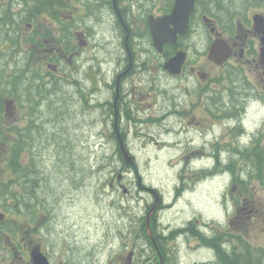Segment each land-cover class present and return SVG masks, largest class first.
I'll return each mask as SVG.
<instances>
[{"label": "flooded vegetation", "instance_id": "obj_1", "mask_svg": "<svg viewBox=\"0 0 264 264\" xmlns=\"http://www.w3.org/2000/svg\"><path fill=\"white\" fill-rule=\"evenodd\" d=\"M175 1L0 0V181L4 182L6 141L13 135L15 192L20 204L15 214L25 215L28 226L16 224V216L6 222L5 194L0 192V248L7 255H0V264H76L66 219L55 217L46 198L41 209L37 179L32 175L36 169L32 168L38 167L45 150L54 162L67 152V170L61 175L65 200L55 199L65 205L70 194L86 190L85 151L96 149L115 153L125 167L124 174L117 176L115 170L106 176L110 197L105 203L104 197L93 193L97 209L98 204L104 209L114 207L123 217L114 232L102 223L106 240L113 243H108L104 258L94 254L98 264H182L181 251L195 253V244L214 255L213 260L201 262L214 264L212 240L223 243L229 231L215 232L212 219L203 217L199 223L193 214L163 223L161 214L172 204L162 189L142 180L132 151L169 147L196 155L191 159L194 168L217 165L226 169L231 163L220 156L213 160V152L244 151L242 163L232 166L242 169L231 173V180L238 186L249 177L247 169L257 158L254 153L264 152V6L243 9L234 8L228 0H194L187 26L182 27L168 19ZM97 12L106 14L99 30L89 21ZM97 35H110V44ZM107 45L108 52L103 54L101 49ZM13 50L16 64L7 70L16 71L1 77ZM203 57L212 66L210 71L202 68ZM177 79L181 82L175 85ZM171 85L175 91H169ZM188 86L191 89L183 95ZM153 91L157 92L154 102L140 100L142 94ZM7 106L23 109L18 123L10 118L13 114ZM85 110L94 113L99 124L93 145L73 143V132L85 125ZM25 118L35 126L21 125ZM59 119H67L68 124L60 125ZM44 130L47 138L54 139L49 145L42 141ZM124 151L133 163L126 162ZM249 155L253 160L246 159ZM48 175L50 183L54 175ZM134 183L146 195L138 192L144 210L140 216L144 227L138 233H134V195L130 194ZM182 188L179 180L176 198ZM236 193L235 209L230 211L235 220L229 221L233 227L242 224L246 211L248 216L256 212L241 190ZM25 194L29 195L28 208ZM85 196L77 202L86 208ZM148 221L161 255L159 262L146 230ZM5 235L10 247L3 245ZM95 247L105 248V244ZM196 263L195 258L185 262Z\"/></svg>", "mask_w": 264, "mask_h": 264}, {"label": "rangeland", "instance_id": "obj_2", "mask_svg": "<svg viewBox=\"0 0 264 264\" xmlns=\"http://www.w3.org/2000/svg\"><path fill=\"white\" fill-rule=\"evenodd\" d=\"M228 2V4L234 6V8H242L241 5L244 4L245 6L243 9H249L251 7L260 5L255 0H228ZM105 16V13L97 12L91 19H89V21H91L96 26V29L99 30V28L104 25ZM86 20H88V18H86ZM97 36L100 39L106 37L108 40L104 41H107V44H110V35ZM106 47L107 49L109 48L107 45L105 47L103 46L101 49L103 54L108 52ZM194 51L195 50L192 52ZM85 53L87 54L89 52ZM201 63L204 70L210 71L212 66L208 64L206 57L201 58ZM104 78L107 79L106 76ZM136 78L137 76L134 77V80ZM180 82V79L175 80V85L180 84ZM175 85L169 86V91H175ZM188 89H191V87L188 86L186 90H182L181 87L183 95L188 92ZM68 91L71 92L70 89H68ZM142 91L146 92L145 89ZM174 94L182 96L181 92H174L173 95ZM156 96L157 92L153 91L149 95L142 94L140 96V100L147 98L148 101L154 102ZM100 98H103V95H100ZM51 101H53V104L59 105L58 102H55L52 99ZM134 103L135 101L133 97V104ZM73 105H76V103ZM8 110L11 112V114H13L10 118H12L14 122L18 123L17 117H23V109L15 108L13 110V108L10 106ZM40 116L41 118L38 119V123L42 122V115ZM83 116L86 119L85 125H81L77 132H73V143L82 142L86 145H93L94 141L96 140L95 133L99 127V124L96 122L94 113L90 112V110H85L83 112ZM79 119L82 120V117L80 116ZM72 121H76V119L73 118ZM61 123L68 124V120L59 119V124L61 125ZM20 124L29 127L35 126V123L32 125L30 124L28 118H25L24 121L20 122ZM81 130H83V133L80 132ZM47 135V131L45 132L44 130L41 136L43 138L42 141H46L49 145L51 142H54V139L47 138ZM13 140V135L9 136L6 141V147H8ZM156 147L157 149L152 147L136 149L132 151V154H134L136 157V163L138 164V174L141 176L142 180L146 183L152 184L158 189H162L166 194V198L168 197V203L172 204V206L167 208V210L161 214L163 223H166L165 221H171L174 223L178 219L185 218L186 215L189 216L190 214H193L197 215L199 223L202 222L203 217L212 219V227L214 228L215 232H220L222 230L229 231V233L239 232L250 244L264 246V163L258 169H255L257 166L248 168L247 175H249V177L243 180V183H239L238 188V186H236L231 180L233 177L231 173H234L235 170L240 171L242 167H235L232 171V166L234 164L242 163L243 153H245L244 151L222 153L213 152V160L217 156H220L222 160L229 161L231 163L230 169H226L217 165H208L204 168H194L191 166V159L194 160L196 155L187 154L185 151L179 153L177 150L169 147ZM61 148L65 150L64 147L61 146ZM86 151L87 159H94L96 157V160L99 164H103L105 162V166L102 169L104 173H98V171H96V165L89 166L91 165V162H86L87 169H89L87 170L88 173L85 172L84 174V180L87 182L86 190L84 189L79 191V193L75 196L74 194H70L71 199L69 201L67 200L65 205L60 204L55 199L65 200L64 193L66 188L61 175L67 170L65 169V163L69 159L67 152L60 153L56 158V162H54L48 156L47 150H45L38 167L32 168L36 169V172L32 175L34 181L37 179L36 182L38 185L36 187V191L37 196L39 199H41L39 201L41 209L42 199L44 200L46 198L49 203H52L53 205L51 209L54 210L55 217L66 219L68 228L70 229L72 248L75 251L73 255L78 259L76 264H87V262H89V264H93L95 261L98 264V261L94 258V254L101 253L103 256L102 258H104L108 253V243H113L112 240H106V235L102 230V223H104L108 229H111V232H114L119 228L118 224L122 225L123 217L113 210L114 207L112 209H104L102 205L98 204L99 209H97L93 205V193H97V195L104 197L102 198V203H105L106 199L110 197V194H106L108 193V188L104 184L105 177L110 172H114L116 169L119 170L121 162L119 158L113 159V156H111L112 152H106L99 149ZM176 152H178V155ZM38 159L39 156H37V160ZM108 161L111 163L114 162V167L112 170L107 165ZM204 163H208V160L204 161ZM178 169H180V174ZM124 171L125 167L124 165H121L120 173L124 174ZM2 172L3 171L0 170V174H2ZM48 173H52L54 175L50 183ZM179 180L183 181V191L176 198L174 191L176 190V183ZM30 181L31 180H28V182ZM139 189L137 184L134 183L132 185V192H130V194L133 193L132 195H134L132 201V214L134 219L144 214L143 199H140L138 192H140V195H146L142 189H140V191ZM13 190H15V187ZM238 190H241L244 193V196L249 201V205H253L256 209V212L248 216V212L246 211V213L243 215L242 224L238 227H233L229 224V221H234L235 219L231 217L230 211L235 207L233 204V199L235 196H237L236 192ZM82 195H86V208L82 206V203L77 202V199ZM25 196L29 200V195L25 194ZM74 197L76 199L75 201ZM165 201L167 202L166 199ZM10 202L11 200L8 199L7 204ZM240 205H242V201ZM62 207H64L63 210H61ZM8 221L9 218L6 212V222ZM14 221L16 224H22L25 228H28V226H26L27 219L25 215L21 214L18 217L16 216ZM143 227L144 226H142L141 229ZM57 228L58 232H60L61 228L59 227L58 223ZM151 229L152 227L150 221H148L146 223V230L148 232V230ZM5 239L6 241L3 243V245L10 247L8 244L10 238L5 235ZM101 243H103V245L105 244V248L96 249L95 246L100 245ZM230 244L234 245L235 242H231ZM195 246L197 247V251H195V253L186 254V252L183 250L181 251L180 262L185 264V262H189L190 259L195 258L197 259L196 264H209L210 262L208 261L204 263L201 261L213 260V253L204 249L200 250V246L197 244H195ZM187 248L190 249L188 245ZM105 249L106 252H103ZM192 250L194 251V248ZM0 255L7 257L3 249L0 250ZM84 258H87L88 260Z\"/></svg>", "mask_w": 264, "mask_h": 264}, {"label": "trees", "instance_id": "obj_3", "mask_svg": "<svg viewBox=\"0 0 264 264\" xmlns=\"http://www.w3.org/2000/svg\"><path fill=\"white\" fill-rule=\"evenodd\" d=\"M260 5L264 6V0H255ZM245 5H241L243 8ZM13 42V41H11ZM15 50H13L10 55L9 59L6 62V68L1 71V77H8L10 76V72L12 74L16 71V69H12L11 71L7 70V68L11 65H15L16 61L14 59ZM27 80H31L30 75H28ZM86 153V151H85ZM120 155V153H117ZM257 155V158H255V161H253L255 164L254 166L260 162V165L257 166L258 169L260 166L263 165L264 161V152L262 151L259 153H254ZM111 156H113V159L117 158V155L115 153H112ZM255 156V155H254ZM86 159V157H85ZM247 160H253V158L250 157V155L246 158ZM5 179L4 182L0 181V192H4L5 194V200H6V208L7 206L12 209V213H16L15 210L20 206L18 198L16 196L15 190L13 188L15 187V150H14V140L10 143V145L7 147L5 151ZM102 163V161L100 160ZM107 165L109 168L114 167V162H107ZM105 166V162L103 164H100L97 166L96 171L98 173H104L103 168ZM119 170L116 169V174L120 173ZM253 169V170H255ZM89 170V169H86ZM233 170V169H232ZM94 172V171H92ZM86 173H88L86 171ZM11 200L10 203L7 204V200ZM24 206L26 208L29 207V200L24 201ZM140 217V216H139ZM135 218L134 224V233H138L141 225L144 226V223L142 222V218L140 217ZM228 243H221L220 241L213 238L211 246L215 250L216 259L214 264H264V246L261 245H252L250 244L241 234L239 233H229L228 234ZM231 242H235L234 245H231Z\"/></svg>", "mask_w": 264, "mask_h": 264}, {"label": "water", "instance_id": "obj_4", "mask_svg": "<svg viewBox=\"0 0 264 264\" xmlns=\"http://www.w3.org/2000/svg\"><path fill=\"white\" fill-rule=\"evenodd\" d=\"M193 2L194 0H176L171 14L168 15V19L169 20L175 19V24L179 22V24H181L182 27H186L187 21H188V15L191 12L192 7H193ZM209 56L217 62L221 61V60H217L214 57H212L210 53H209ZM123 155L127 163H133L132 156L129 155L128 152L124 151ZM148 233H149L150 238L153 240L154 238H153V234L151 230H148Z\"/></svg>", "mask_w": 264, "mask_h": 264}, {"label": "bare ground", "instance_id": "obj_5", "mask_svg": "<svg viewBox=\"0 0 264 264\" xmlns=\"http://www.w3.org/2000/svg\"><path fill=\"white\" fill-rule=\"evenodd\" d=\"M236 126H238V125H236ZM162 206V205H161ZM153 217V216H152ZM140 218V217H139ZM157 234V233H156ZM138 246V245H137Z\"/></svg>", "mask_w": 264, "mask_h": 264}]
</instances>
